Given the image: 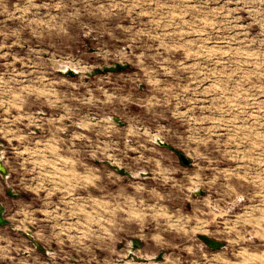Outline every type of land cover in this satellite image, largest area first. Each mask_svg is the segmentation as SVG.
Segmentation results:
<instances>
[{"label": "rangeland", "instance_id": "obj_1", "mask_svg": "<svg viewBox=\"0 0 264 264\" xmlns=\"http://www.w3.org/2000/svg\"><path fill=\"white\" fill-rule=\"evenodd\" d=\"M0 141V264H264V0H0Z\"/></svg>", "mask_w": 264, "mask_h": 264}, {"label": "bare ground", "instance_id": "obj_2", "mask_svg": "<svg viewBox=\"0 0 264 264\" xmlns=\"http://www.w3.org/2000/svg\"><path fill=\"white\" fill-rule=\"evenodd\" d=\"M116 65H111V66H108V67H111V68H114ZM75 70V69H74ZM74 70H72V69H70V68H68L66 71L67 72H69V73H72V74H76V73H78L76 70L74 71ZM116 119V121L118 120V118H115ZM120 122V121H119ZM163 143V142H162ZM2 147H3V144H2V142L0 141V175L4 178V179H7L8 178V175H9V169H8V167L5 165V163H4V161H3V155H2ZM184 154V153H183ZM185 155V154H184ZM188 158V157H187ZM189 159V158H188ZM116 167H117V169L120 171V172H122V173H124V174H129V175H131V173L126 169V168H124V167H120V166H117V165H115ZM11 193H14L12 190H11ZM5 211H6V209H5V207L2 205V204H0V225H6L8 222H10L5 216H4V213H5ZM26 233L28 234V235H30L31 236V238H32V240H31V242L33 243V245H34V247L37 249V250H39L40 252H42V253H44V254H49V251H48V249L46 248V246H44V244H42L38 239H36V237L32 234V232H30V231H26ZM209 237V236H208ZM211 238V237H210ZM213 239V238H212ZM215 240V239H214ZM216 241V243H215V245H219V241H217V240H215ZM132 249L130 250V256H129V258L128 259H132V260H134V261H145L146 260V258H143V257H141V256H137L135 253V247H137V244H139V240H137V239H133L132 240ZM212 247H213V249H216L215 248V245H213V244H210ZM161 256V254H156V255H154V257L152 256V258L154 259V258H158V257H160ZM162 258V257H161Z\"/></svg>", "mask_w": 264, "mask_h": 264}, {"label": "water", "instance_id": "obj_3", "mask_svg": "<svg viewBox=\"0 0 264 264\" xmlns=\"http://www.w3.org/2000/svg\"><path fill=\"white\" fill-rule=\"evenodd\" d=\"M116 66L114 67V68H111V67H108V66H105V67H103V68H98V69H96L95 71H94V73H97V72H103V71H114V70H120V69H125V66H123V65H121V64H115ZM67 74L68 75H72V76H74V75H77V73L76 74H72V73H69V72H67ZM116 120V119H115ZM118 122V121H117ZM121 122V121H120ZM166 146H168L167 144H165ZM174 151L177 153V155L179 156V158H180V160H181V162L183 163V164H190V159H188L187 158V156L186 155H184L181 151H179V150H176V149H174ZM114 168H116L117 169V167L116 166H114ZM118 170V169H117ZM119 171V170H118ZM120 172V171H119ZM122 173V172H121ZM124 174V173H123ZM126 175H129V174H126ZM9 223V222H8ZM7 223V224H8ZM26 234V236L29 238V239H31L32 240V238H31V236L30 235H28L27 233H25ZM201 237V239L210 247V248H212L213 249V247L210 245V244H213V245H215V243H216V241L214 240V239H212V238H210V237H208L207 235H201L200 236ZM138 240V239H137ZM142 245V243L140 242V240H139V244H137V247H135V249L136 248H138L139 246H141ZM224 246V243H222V242H220L219 243V245H215V248L216 249H219V248H222ZM161 254V256L160 257H158V258H154V259H162L163 258V252H161L160 253ZM162 257V258H161Z\"/></svg>", "mask_w": 264, "mask_h": 264}, {"label": "flooded vegetation", "instance_id": "obj_4", "mask_svg": "<svg viewBox=\"0 0 264 264\" xmlns=\"http://www.w3.org/2000/svg\"><path fill=\"white\" fill-rule=\"evenodd\" d=\"M10 175H8V177H9ZM10 193H11V191H10ZM12 194V193H11ZM0 204H2L3 205V203H0ZM4 206V205H3ZM5 207V206H4ZM5 209H6V207H5ZM6 212H7V210L5 211V213H4V216L6 217ZM7 218V217H6ZM8 219V218H7ZM9 220V219H8ZM0 226H3V225H0Z\"/></svg>", "mask_w": 264, "mask_h": 264}, {"label": "crops", "instance_id": "obj_5", "mask_svg": "<svg viewBox=\"0 0 264 264\" xmlns=\"http://www.w3.org/2000/svg\"><path fill=\"white\" fill-rule=\"evenodd\" d=\"M8 167V166H7ZM13 191V190H12ZM14 192V191H13ZM12 195H14V193H12ZM4 205V204H3ZM5 206V205H4ZM7 210V209H6ZM49 251V250H48ZM134 261V260H133ZM137 262H139V261H137Z\"/></svg>", "mask_w": 264, "mask_h": 264}]
</instances>
